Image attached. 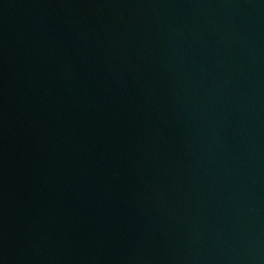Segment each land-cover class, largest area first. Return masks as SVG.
Here are the masks:
<instances>
[{"label": "water", "instance_id": "water-1", "mask_svg": "<svg viewBox=\"0 0 264 264\" xmlns=\"http://www.w3.org/2000/svg\"><path fill=\"white\" fill-rule=\"evenodd\" d=\"M0 264H264V0H0Z\"/></svg>", "mask_w": 264, "mask_h": 264}]
</instances>
